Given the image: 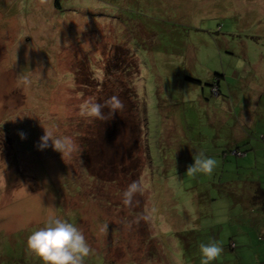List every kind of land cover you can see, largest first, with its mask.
I'll return each mask as SVG.
<instances>
[{"label":"rangeland","instance_id":"obj_1","mask_svg":"<svg viewBox=\"0 0 264 264\" xmlns=\"http://www.w3.org/2000/svg\"><path fill=\"white\" fill-rule=\"evenodd\" d=\"M256 68L264 0H0V264H40L25 240L53 213L84 233V264H200L209 240L223 248L212 264H259L234 242L253 155L230 154ZM113 95L122 108L104 104ZM90 97L102 117L80 115ZM43 127L70 138L62 156L37 149ZM194 151L216 159L211 174L185 173ZM132 181L142 191L126 204Z\"/></svg>","mask_w":264,"mask_h":264},{"label":"clouds","instance_id":"obj_2","mask_svg":"<svg viewBox=\"0 0 264 264\" xmlns=\"http://www.w3.org/2000/svg\"><path fill=\"white\" fill-rule=\"evenodd\" d=\"M93 78L102 80L103 70L94 69ZM17 79L23 84L30 82L29 78L24 75L18 74ZM104 104L110 105L113 110L123 107L116 95L109 97ZM103 106L90 97L80 104V115L87 118L102 117ZM43 129L44 133L36 144L38 150L49 147V142H51V147L62 156L64 151L71 147L69 137L53 135L51 130L44 127ZM20 138H24L23 133H20ZM216 165L217 161L214 157L206 155L204 151H194L192 163L186 167L185 173L189 175L211 174ZM138 191H142L141 184L138 181H132L123 192L124 203H129ZM25 248L40 261V264H84L85 258L92 251L80 227L54 213L47 215L41 226L30 231L25 240ZM197 250L200 264H212L223 252L220 242L212 240L199 243Z\"/></svg>","mask_w":264,"mask_h":264},{"label":"crops","instance_id":"obj_3","mask_svg":"<svg viewBox=\"0 0 264 264\" xmlns=\"http://www.w3.org/2000/svg\"><path fill=\"white\" fill-rule=\"evenodd\" d=\"M261 93H264V91H262ZM258 107L259 105L257 107L256 105L251 106V109H249L248 113H251V115L252 113H255L256 112L254 110L255 108L260 109V112L264 113V105H261L259 108ZM247 118H248L247 120H251L249 119L250 117ZM236 136L241 140L242 134H237ZM263 141H264V135H263ZM259 142L264 143L262 141ZM250 144L254 145L252 139H250ZM254 149L256 151L255 154L252 153L253 157L251 159V164H249L250 166H252V168L250 169V171H252L251 180L249 182L247 181V186H245L246 189L241 192L242 194L244 195L246 194L248 196H251L252 198H255L257 195H259L260 199L251 201L247 205L243 204V206H245L244 218H246L245 224L244 225L242 224L244 226V230L239 237L235 238L236 240L234 242H235V248L240 247L242 250L241 252L244 251L247 253L248 251H255L260 264L262 261H264V259H262V257L264 258V186H263L264 182L260 181L259 176L256 177V172L254 171V169H256L257 172L259 171V169L257 168L258 166L256 165L258 163L257 152L259 151L260 154V152L264 151V148L257 149L256 147H254ZM250 155L251 154L246 155L245 158L246 157L248 158ZM255 156L257 159L256 163H255L256 161ZM262 172H263L262 174L264 175V169Z\"/></svg>","mask_w":264,"mask_h":264},{"label":"trees","instance_id":"obj_4","mask_svg":"<svg viewBox=\"0 0 264 264\" xmlns=\"http://www.w3.org/2000/svg\"><path fill=\"white\" fill-rule=\"evenodd\" d=\"M116 48L117 49L115 51H118L119 50L118 46H116ZM260 63H262V62H260ZM259 70H261V68H256L254 70L251 69L250 73H249V70H247V71L245 70L244 71V76H245L244 78L248 79L247 77H249V75L252 74L253 71H259ZM253 75L255 77H258V76H262L263 77L264 74L261 75V72H259V73H254L253 72ZM263 79H264V77H263ZM254 85L258 86L259 89L255 88V87L254 88H250L252 90V92L254 91V89H256V93L254 91V93H253L254 95L253 96H250V97L248 96L249 97L248 100H247L248 103L245 104L246 109H247V111H245V112L248 114V116H245L246 114L244 116L245 117H250L249 119H252V118H254L256 116V115L255 116H251V113H248L249 109H251V106H255L256 105V107H257L259 105V107H260L261 105H264V93H261L262 91H264V80L263 81L261 80V82L258 83V84L254 83ZM219 89H220V79L217 78V80L213 84H211V90H212V92L215 95L218 96L221 93ZM242 113H244V111H242ZM252 114L254 115V113H252ZM245 117H243V119L246 120V122L243 121V123L240 124L241 125V132H243V134L241 136L242 138H241V140L239 139L237 141V145H238V147L240 146V149L238 147H235L236 149H232L230 151L231 155L233 154L234 156L240 157V158L244 157V156H246L248 154H252V153L255 154V151H256L254 149V147H253L254 145L250 144V139H254V136H252V134H251V129L249 128V126L252 125L251 122H250L251 120H247L248 118H245ZM240 120L241 119H239V121ZM245 126H246V128H244ZM243 129H244V131H243ZM258 139H259V141L264 142L263 141V135H261ZM240 143H242V144H240ZM241 148L243 149V152L241 151ZM223 155H224L223 157L225 159H227V153L225 152ZM248 167H249V169L252 168V166H250V165ZM248 178H251V176H249ZM250 180H248V181H250ZM257 199H260L259 195H257L255 198H252L251 200L255 201ZM261 263L264 264V261H262Z\"/></svg>","mask_w":264,"mask_h":264}]
</instances>
